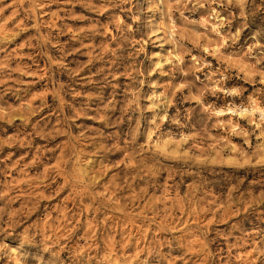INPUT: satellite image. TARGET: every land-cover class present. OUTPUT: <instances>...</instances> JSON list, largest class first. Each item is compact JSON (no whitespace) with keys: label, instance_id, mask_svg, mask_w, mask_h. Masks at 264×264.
Returning a JSON list of instances; mask_svg holds the SVG:
<instances>
[{"label":"clouds","instance_id":"1","mask_svg":"<svg viewBox=\"0 0 264 264\" xmlns=\"http://www.w3.org/2000/svg\"><path fill=\"white\" fill-rule=\"evenodd\" d=\"M0 165V264H264V0H0Z\"/></svg>","mask_w":264,"mask_h":264},{"label":"rangeland","instance_id":"2","mask_svg":"<svg viewBox=\"0 0 264 264\" xmlns=\"http://www.w3.org/2000/svg\"><path fill=\"white\" fill-rule=\"evenodd\" d=\"M60 6H64V5H60ZM55 7H57V5H53V8H55ZM66 7L71 8V7H73V6H72V5H67ZM75 9H76V11H79V12H87V9L84 8L83 5H80V4L75 5ZM89 14H90V15H94V13H89ZM47 19H50V18H47ZM69 22L72 23V24H74V25H82V24L84 23L83 21H79V20H71V21H69ZM62 40H69V36H68V35L63 36V37H62ZM72 43H75V42L73 41ZM76 55H79V53H77ZM81 58H82V59H87V57H81ZM87 71H88V70L85 69V72L81 73V75H82V76L85 75V74L87 73ZM64 78H65V79H68L67 76H65ZM127 80H128L127 77H121V81H122V82H127ZM42 83H43V82L41 81V82H39V83H37V84L32 85V87H33L34 89H40V85H41ZM125 86H126V84H125ZM88 87H91V85H89ZM49 118L55 120V118H56V117H55V114L53 113L52 116L49 117ZM33 119H37V118H33ZM88 123H93V122L89 121ZM6 151H8V150L6 149ZM16 151H17L18 154H19V153H23V152H25V151H27V150H26V149H22V148H18V149H16ZM32 155L35 156V152H34V151H33ZM21 163H23V161H22ZM55 163H56V162L53 161V164H54V165H55ZM0 167H2V165H0ZM44 171H46V169H45ZM54 182H55V181H53V183H54ZM61 190H62V185H61V186H57V191L59 192V191H61ZM66 201L69 202V203H71L73 207H77L74 203H72L71 200H69V198H68L67 196L65 197L64 200L61 201V203H64V202H66ZM77 210H78V208H77ZM87 215H88V212H87V210H85V217H87ZM115 215L118 217V216H119V213H116ZM108 221H109V225H110V230H111V226L119 227L120 231H123V230H124V228H123V226H122V223H121V221H120L119 219L113 220L112 216L110 215V216L108 217Z\"/></svg>","mask_w":264,"mask_h":264}]
</instances>
